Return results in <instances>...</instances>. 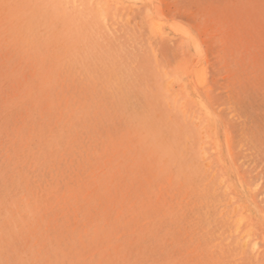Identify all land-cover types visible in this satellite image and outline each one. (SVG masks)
Listing matches in <instances>:
<instances>
[{
	"label": "rangeland",
	"instance_id": "obj_1",
	"mask_svg": "<svg viewBox=\"0 0 264 264\" xmlns=\"http://www.w3.org/2000/svg\"><path fill=\"white\" fill-rule=\"evenodd\" d=\"M261 211L264 0H0V264H264Z\"/></svg>",
	"mask_w": 264,
	"mask_h": 264
},
{
	"label": "bare ground",
	"instance_id": "obj_2",
	"mask_svg": "<svg viewBox=\"0 0 264 264\" xmlns=\"http://www.w3.org/2000/svg\"><path fill=\"white\" fill-rule=\"evenodd\" d=\"M156 24H157V23H156ZM155 26H156V25H155ZM193 80H194V79H193ZM192 86H193V85H192ZM194 86H195V85H194ZM194 86H193L192 88H194ZM196 90H197V89H196ZM206 103H207V102H206ZM206 105H207V104H206ZM209 109H210V108L205 109V110H207V111H206L207 114L209 113V112H208ZM203 110H204V109H203ZM205 110H204V112H205ZM207 114H206V115H207ZM209 115H210V114H208L207 116H209ZM212 116H213V117H214V116L216 117V115H212ZM208 118H209V117H208ZM212 119H213V118H212ZM208 120H209V119H208ZM211 122H212V121H211ZM211 122H210V124L212 125L213 123H211ZM214 125H215V124H214ZM216 125H217V124H216ZM208 126H209V125H208ZM213 129H214V128H213ZM223 131H224V130H223ZM215 133H216V132H215ZM220 133H221V132H220ZM222 133H223V132H222ZM210 134H211V133H210ZM210 134H209V135H210ZM212 134H214V133H212ZM212 134H211V135H212ZM223 137H224V136H223ZM215 138H216V137H215ZM221 138H222V137H221ZM214 140L217 141L216 139H214ZM222 142H223V141H222ZM215 143H216V142H215ZM217 144H218V143H216V145H217ZM216 145H215V146H216ZM219 145H220V144H219ZM221 145H222V144H221ZM225 145H226V146H224V147L227 148V151H226V150H224V151H226V152H227L226 154H228V156H229V155H230V150H229V145H228V138H226V140H225ZM217 146H218V145H217ZM217 146H216V147H217ZM215 149H216V148H215ZM217 149H218V148H217ZM224 149H225V148H224ZM221 151H223V149H222ZM221 151H220V152H221ZM224 151H223V153H224ZM221 156H222V155H221ZM226 157H227V156H226ZM223 164H224V162H223ZM227 165L229 166L230 170L233 171V168L231 167V165H230V164H227ZM232 165H233V164H232ZM224 166H225V165H224ZM224 166H223V167H224ZM246 168H247V167H246ZM226 172H227V170H226ZM227 173H228V172H227ZM234 174H235V173H234ZM234 174H233V175H234ZM236 180H237V179H236ZM233 181H234V180H232V183H233ZM240 181H241V180H240ZM240 181H239V182H240ZM236 184H237V183H236ZM243 186H244V185H243ZM235 187H236V186H235ZM244 187H245V186H244ZM245 188H246V187H245ZM243 189H244V188H243ZM243 189H242V190H243ZM240 190H241V189H240ZM235 191H236V190H235ZM248 191H249V190H248ZM248 191H246V193H247ZM244 192H245V190H244ZM244 192H243V193H244ZM243 193H242V194H243ZM244 194H245V193H244ZM239 195H240V193H239ZM249 195H250V194H249ZM245 196H246V195H245ZM247 196H248V195H247ZM243 198H245V197H243ZM243 198H242V199H243ZM248 198H249V197H248ZM248 198H247V199H248ZM253 198H254V197H253ZM253 200H254V199H253ZM250 202H251V201H250ZM249 207H250V206H249ZM255 208H256V207H255ZM253 209H254V208H253ZM253 209H252V210H253ZM252 212L254 213V211H252ZM255 212H256V211H255ZM261 212H262V211H261ZM262 213H264V212H262ZM262 213H261V214H262ZM257 214H258V212H257ZM254 215H255V213H254ZM262 222H263V220H262ZM263 223H264V222H263ZM262 226H263V225H262Z\"/></svg>",
	"mask_w": 264,
	"mask_h": 264
}]
</instances>
